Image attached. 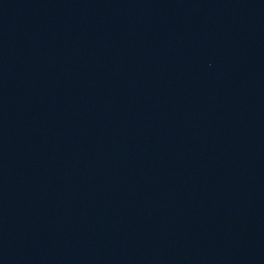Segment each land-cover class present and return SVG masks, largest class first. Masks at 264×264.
<instances>
[{"label": "water", "instance_id": "1", "mask_svg": "<svg viewBox=\"0 0 264 264\" xmlns=\"http://www.w3.org/2000/svg\"><path fill=\"white\" fill-rule=\"evenodd\" d=\"M0 264H264V0H0Z\"/></svg>", "mask_w": 264, "mask_h": 264}]
</instances>
